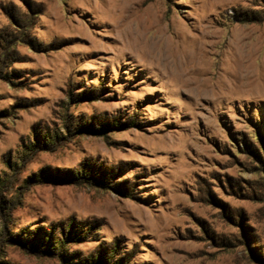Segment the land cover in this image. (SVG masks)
I'll return each instance as SVG.
<instances>
[{
  "label": "rangeland",
  "instance_id": "obj_1",
  "mask_svg": "<svg viewBox=\"0 0 264 264\" xmlns=\"http://www.w3.org/2000/svg\"><path fill=\"white\" fill-rule=\"evenodd\" d=\"M0 177V264H264V0H0Z\"/></svg>",
  "mask_w": 264,
  "mask_h": 264
},
{
  "label": "trees",
  "instance_id": "obj_2",
  "mask_svg": "<svg viewBox=\"0 0 264 264\" xmlns=\"http://www.w3.org/2000/svg\"><path fill=\"white\" fill-rule=\"evenodd\" d=\"M255 20H256L255 18L254 19L251 18V19L246 20V21L250 22V21H255ZM18 35H19L18 36L19 37L18 38L19 41L21 39H23L22 31H20ZM2 38H3V40L6 41L5 36H3ZM31 45L34 46L33 44H31ZM85 96L87 97V96H91V95L90 94H85ZM116 123H117V121L114 120L112 123H107L104 127L105 128H107V127H116V125H117ZM87 129H90V128H87ZM36 133H37V129H34V131H33V135L35 136L34 140L36 142H39L38 138H40V137H37L38 135H36ZM59 139H61L60 134L56 133V135H54L52 137L49 136L48 139H45V142L47 143V144L45 143V145L46 146H50V148L55 147V146H57V141ZM29 147L24 149V151H25L24 157H27L29 155V152H27V151H31V149ZM31 147H34V146H32V144H31ZM9 165H10V163H9ZM89 166H90V164H89ZM86 167H88V165H86ZM12 169H13V166H12ZM93 173H94V169L93 170H89V171H86L84 169V170L78 171L77 173H75L74 171L64 172L63 174L58 173L59 175L57 176V175H53L52 173H48V172H46V170H44L43 176L44 175H47L49 177L51 176V178H55V179L60 180V181H65V180L73 181V182H76V185H82V184H85V183H91L90 179L93 178V179H98L99 180L100 186L105 185L104 184V180H103L105 178V175L102 174V172L100 171L99 173H101V177L102 178L99 179V178H97L98 175L96 173H95V177L94 176L91 177V175ZM1 182L3 183L4 181L1 180V177H0V183ZM68 226H67V228H68ZM67 228L65 229L66 232H64V229H62L60 234H55V232H50V233H44L43 234V237H42L43 238V242H44L43 246L46 247L45 250L48 253L52 254V253L58 252L60 255L64 254V252L68 249L69 241L70 242H76V238L78 237V234H80V233H78V231L76 233L75 230H71V229L67 231ZM73 228H74V226H73ZM74 232L76 233L75 235H74ZM36 247H38V245H36Z\"/></svg>",
  "mask_w": 264,
  "mask_h": 264
}]
</instances>
